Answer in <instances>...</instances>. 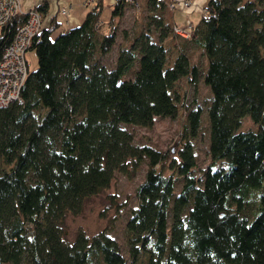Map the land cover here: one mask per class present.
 Instances as JSON below:
<instances>
[{"label": "trees", "instance_id": "1", "mask_svg": "<svg viewBox=\"0 0 264 264\" xmlns=\"http://www.w3.org/2000/svg\"><path fill=\"white\" fill-rule=\"evenodd\" d=\"M138 3L148 20L131 40L126 34L113 65L104 57L117 44V20L134 6L126 0H115L107 21L94 0L79 26L65 29L54 17L34 37L38 65L21 101L0 106V264H264V0H208L190 38L174 33L168 0ZM35 8L44 15L48 5ZM27 17L3 27L0 58ZM170 35L179 50L168 65ZM195 48L208 59L204 73ZM200 76L212 92L203 168L194 142L202 105L166 151L137 143L127 127L175 118L177 82ZM247 115L254 127L241 130ZM143 166L127 255L106 230L69 238V213L117 173Z\"/></svg>", "mask_w": 264, "mask_h": 264}, {"label": "rangeland", "instance_id": "2", "mask_svg": "<svg viewBox=\"0 0 264 264\" xmlns=\"http://www.w3.org/2000/svg\"><path fill=\"white\" fill-rule=\"evenodd\" d=\"M168 1L171 2V0ZM183 3L184 1L182 3L176 1L174 7H171L169 4L168 10H175L178 4L183 5ZM67 9L69 10L68 7ZM149 15L150 13L146 6H142L141 4H138V6L127 5L124 15L117 20V44L104 57V62L107 65H113L120 45L122 43H129L125 40L126 34L130 36L129 39L131 40L135 34H138L140 30L144 29ZM109 17L110 7L105 4L102 18L107 21ZM186 17H189V15H186L184 18ZM58 19L62 22L64 21L62 16H58ZM106 28L107 26L104 25L103 30L106 31ZM169 49L168 65L173 62V58L178 53L177 47L176 50ZM27 58L29 71L35 70L38 61L34 50L30 49L27 51ZM192 59L200 65L203 73L207 70L208 59L204 57L199 48L192 50ZM176 90L180 95V101L178 102L179 112L175 118L157 117L151 128L137 125H127V127L134 133L137 143L149 142L159 149L166 151L176 146L182 134L185 133L188 112L195 106L202 105V110H204V114L201 117L203 128L195 137L194 142L198 166L203 168L210 161L208 153L210 127L208 129L205 109L210 101V97L212 98V92L210 87L204 82L202 76L199 77L197 84H193L189 77L180 79L176 84ZM250 125L254 127V123H252L251 118L247 115L241 130L249 128ZM145 174L146 166H143L139 172L131 173L130 175L117 173L114 181L107 189L87 198L78 212L69 213L64 221L69 238L73 239L80 230L90 235L106 230L119 241L124 253L127 255L125 225L129 216L128 209L136 204V190L144 180ZM112 198H116V201H113ZM124 203L126 204L125 207L122 206Z\"/></svg>", "mask_w": 264, "mask_h": 264}, {"label": "built area", "instance_id": "3", "mask_svg": "<svg viewBox=\"0 0 264 264\" xmlns=\"http://www.w3.org/2000/svg\"><path fill=\"white\" fill-rule=\"evenodd\" d=\"M94 1V0H89ZM177 0L169 3L174 7ZM127 3L138 6V0H126ZM183 6H191L190 1H184ZM23 12L20 0H0V34L3 27L18 13ZM60 12L67 15L69 10L62 7ZM26 21L19 27L12 42L5 47L0 58V106L19 100L21 89L29 74L26 53L31 49L34 37L43 29V14L35 7L25 12ZM205 9L202 11V16ZM195 23L190 17L175 23L173 31L176 35L190 38L195 29Z\"/></svg>", "mask_w": 264, "mask_h": 264}, {"label": "crops", "instance_id": "4", "mask_svg": "<svg viewBox=\"0 0 264 264\" xmlns=\"http://www.w3.org/2000/svg\"><path fill=\"white\" fill-rule=\"evenodd\" d=\"M102 8L101 14L105 9V4L110 7V14L112 6L115 3V0H101ZM179 3L183 1H190L191 6L185 7L182 4H178L175 10L170 11L169 20L171 23H179L183 20L186 15L194 21L195 24H198L202 18V11L205 9L206 3L208 0H177ZM21 9L23 12H27L30 9L38 6L40 4L46 3L48 5L47 12L43 15V25L44 27L48 26L52 18L56 17L58 21L61 22L63 28H71L79 26L84 21L86 14L91 9L93 2L89 0H20ZM62 7H68L69 13L63 15L60 10ZM58 16L63 17V22L58 19ZM167 48H172V50H179L178 38L170 35L166 39ZM176 52V51H175ZM177 54V53H176ZM27 58V53H26ZM28 60V58H27Z\"/></svg>", "mask_w": 264, "mask_h": 264}]
</instances>
